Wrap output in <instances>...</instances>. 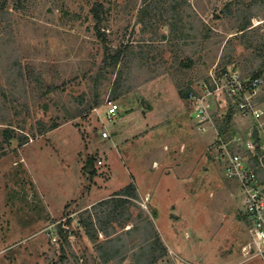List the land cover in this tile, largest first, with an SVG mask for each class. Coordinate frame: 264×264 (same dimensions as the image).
<instances>
[{
    "label": "rangeland",
    "instance_id": "374dc122",
    "mask_svg": "<svg viewBox=\"0 0 264 264\" xmlns=\"http://www.w3.org/2000/svg\"><path fill=\"white\" fill-rule=\"evenodd\" d=\"M263 35L264 0H0V264H106L78 216L130 183L138 199L124 229L142 228L128 246L152 219L168 248L154 264H264L242 254V194L214 149L250 123L232 113L224 132L199 133L181 97L212 69L263 68L250 44ZM120 48V63H106ZM108 97L120 105L113 120ZM135 263L130 251L122 264Z\"/></svg>",
    "mask_w": 264,
    "mask_h": 264
},
{
    "label": "built area",
    "instance_id": "2783aa9c",
    "mask_svg": "<svg viewBox=\"0 0 264 264\" xmlns=\"http://www.w3.org/2000/svg\"><path fill=\"white\" fill-rule=\"evenodd\" d=\"M264 80L247 76L237 67L212 69L189 93L194 106V121L199 133L216 127V108L227 103L228 113H237L250 123L249 127L231 135L218 136L215 153L223 166L224 175L236 180L242 194L241 215L245 219L249 241L243 246L246 259H264ZM105 120L118 116L120 105L108 97L104 103ZM97 109V108H96ZM100 115V114H99ZM101 117V115H100ZM103 139L110 138L107 129ZM102 164V161H99Z\"/></svg>",
    "mask_w": 264,
    "mask_h": 264
},
{
    "label": "trees",
    "instance_id": "16d2710c",
    "mask_svg": "<svg viewBox=\"0 0 264 264\" xmlns=\"http://www.w3.org/2000/svg\"><path fill=\"white\" fill-rule=\"evenodd\" d=\"M6 4L7 0H3V5L5 6ZM102 9L103 4L99 1H96L92 8L94 17L97 20L96 27L98 29V34L101 37L104 35L101 27L104 19L102 16ZM229 11L232 12V10ZM250 26L251 22L249 20L240 28L239 31L241 32L240 34L242 38L245 39L248 31L252 29ZM250 44L254 47L258 56L261 58L264 57V35L261 36L260 42L255 43L254 41H251ZM124 55L125 50L120 48L117 49L114 54L110 55L111 60L105 58V61L116 67ZM227 68L228 66L222 69L226 70ZM263 75L264 67L258 69V71L253 74V76H259L262 78ZM192 90L193 86L192 88L188 87L186 90L182 89L181 97L189 101V93ZM231 124L232 115L231 113H228L225 120L217 122V127L220 132H224V130H226ZM51 128V126H45L44 131L46 132ZM136 199H138L137 187L134 183H130L113 196L96 202L78 216V219L81 220L86 229V233L94 243L99 256L106 264L110 261H118L122 264L127 253L130 251L135 257V264H154L168 254V248L160 237L153 220L147 216L140 221V223H143V228L145 230L142 244L134 247L128 246L126 235H129L134 230H140L142 228V226H140L141 224H134L133 226L124 229L131 220L132 207L137 206L134 202ZM100 232L103 233L104 237H100Z\"/></svg>",
    "mask_w": 264,
    "mask_h": 264
},
{
    "label": "crops",
    "instance_id": "0c3cea01",
    "mask_svg": "<svg viewBox=\"0 0 264 264\" xmlns=\"http://www.w3.org/2000/svg\"><path fill=\"white\" fill-rule=\"evenodd\" d=\"M159 160V158H155V160L154 161H158ZM158 169V168H157ZM139 192H140V189H139ZM146 194H148L147 192L145 193V195ZM150 194V193H149ZM175 195V194H174ZM148 195H146V197H147Z\"/></svg>",
    "mask_w": 264,
    "mask_h": 264
}]
</instances>
